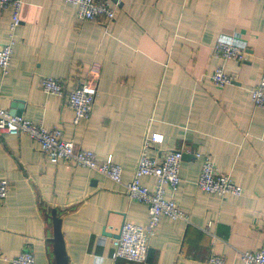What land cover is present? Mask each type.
<instances>
[{
  "label": "crops",
  "instance_id": "crops-1",
  "mask_svg": "<svg viewBox=\"0 0 264 264\" xmlns=\"http://www.w3.org/2000/svg\"><path fill=\"white\" fill-rule=\"evenodd\" d=\"M21 19L12 32L11 9H0V47L11 36L15 41L8 73L0 68V106L14 114L23 102L22 116L60 126L76 148L120 164L123 181L55 164L29 135L0 132V178L10 181L0 201V249L7 257L28 250L36 264H56V210L69 264H142L111 254L125 222L149 221L147 204L131 199L125 187L148 133L164 137L150 149L153 155L188 151L175 194L188 220L164 215L144 264H212L214 255L244 264L243 252L261 248L264 109L254 105L252 91L264 74V0H124L110 22L80 19L65 0H24ZM222 36L247 41L245 61L216 55ZM220 67L234 77L224 87L211 79ZM44 77L60 79L66 92L96 80L89 119L75 124L66 94L42 90ZM196 152L209 154L243 194L199 189L203 158ZM141 182L154 189L156 179Z\"/></svg>",
  "mask_w": 264,
  "mask_h": 264
},
{
  "label": "built area",
  "instance_id": "built-area-1",
  "mask_svg": "<svg viewBox=\"0 0 264 264\" xmlns=\"http://www.w3.org/2000/svg\"><path fill=\"white\" fill-rule=\"evenodd\" d=\"M74 4L80 19H95L104 16L106 20L113 21L118 8L124 0H65ZM24 0H0V9H11L10 29L12 32L21 24V9ZM14 39L0 47V68L5 75L12 62ZM247 41L240 37L222 36L215 45L218 57L243 62L247 56ZM213 83L224 87L232 83L234 77L223 68H218L211 75ZM41 87L47 93L63 96L66 94L68 105L74 110V123L79 124L89 119L98 95L96 80L85 81L66 92L64 83L54 77H44ZM252 101L255 106L264 109V74L258 85L252 91ZM0 132L13 135L27 134L40 143V147L47 154L49 160L55 164L65 163L93 169L109 179L122 183L123 167L115 162L102 161L92 150L76 148L73 140L64 138L60 126L47 127L37 124L24 116L12 114L0 106ZM163 135L148 133L144 140L143 151L138 162L134 177L125 183L127 195L147 204L149 221L146 226L125 222L112 242L111 257L114 260L125 259L135 263H146L149 252L150 238L155 235L161 218L165 215L173 220H188V215L178 205L175 194L181 182V165L184 150H170L162 156L153 155L150 149L153 145L163 141ZM196 157L203 158L201 172L197 185L199 189L220 195L222 197L233 195L241 196L243 187L233 181L229 174L219 170L209 154L195 153ZM154 177V189L141 182L143 177ZM10 190V181L0 178V201H4ZM172 194L170 197L168 194ZM0 259L10 264H36L33 252L23 251L16 257H7L0 249ZM244 264H264V238L260 249L245 251L242 254ZM212 264H225L224 257L214 255L210 258Z\"/></svg>",
  "mask_w": 264,
  "mask_h": 264
},
{
  "label": "water",
  "instance_id": "water-1",
  "mask_svg": "<svg viewBox=\"0 0 264 264\" xmlns=\"http://www.w3.org/2000/svg\"><path fill=\"white\" fill-rule=\"evenodd\" d=\"M16 111H14V114L23 115V106L21 105L23 102L18 103L16 102ZM19 104V105H18ZM13 114V113H12ZM185 153L183 157H185ZM52 217H53V224H54V237H53V250L56 258V264H69V258L67 256L66 248H65V241L64 236L61 230V223L62 219L57 215V211H52ZM119 234L116 236L118 237Z\"/></svg>",
  "mask_w": 264,
  "mask_h": 264
}]
</instances>
